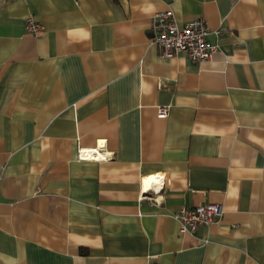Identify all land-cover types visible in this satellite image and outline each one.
<instances>
[{
  "label": "crops",
  "instance_id": "obj_1",
  "mask_svg": "<svg viewBox=\"0 0 264 264\" xmlns=\"http://www.w3.org/2000/svg\"><path fill=\"white\" fill-rule=\"evenodd\" d=\"M168 6L209 58L150 41ZM0 264H264V0H0Z\"/></svg>",
  "mask_w": 264,
  "mask_h": 264
},
{
  "label": "built area",
  "instance_id": "obj_2",
  "mask_svg": "<svg viewBox=\"0 0 264 264\" xmlns=\"http://www.w3.org/2000/svg\"><path fill=\"white\" fill-rule=\"evenodd\" d=\"M25 29L39 34L43 29L42 24L31 14L25 18ZM150 41L157 44L163 56L171 57L183 54L192 61H202L209 58L216 50L217 45L207 39L210 28L202 17H196L179 25L174 17L171 7L154 12L149 24ZM167 106H158V114H166ZM77 157L82 160H101L110 157L108 151L99 147H79ZM151 184L147 190H158L167 182L163 173L154 172ZM145 177V176H144ZM143 177V178H144ZM150 198L157 200L156 196ZM222 213L221 206L217 203L207 202L192 206L183 205L172 214L180 223L182 230L192 232L199 224L212 222Z\"/></svg>",
  "mask_w": 264,
  "mask_h": 264
},
{
  "label": "bare ground",
  "instance_id": "obj_3",
  "mask_svg": "<svg viewBox=\"0 0 264 264\" xmlns=\"http://www.w3.org/2000/svg\"><path fill=\"white\" fill-rule=\"evenodd\" d=\"M152 178H153L152 176H145L143 178V188L144 189H147L149 184H151L150 182H151V180H153Z\"/></svg>",
  "mask_w": 264,
  "mask_h": 264
},
{
  "label": "trees",
  "instance_id": "obj_4",
  "mask_svg": "<svg viewBox=\"0 0 264 264\" xmlns=\"http://www.w3.org/2000/svg\"><path fill=\"white\" fill-rule=\"evenodd\" d=\"M81 251H83V252H84L85 250H84V249H81Z\"/></svg>",
  "mask_w": 264,
  "mask_h": 264
}]
</instances>
